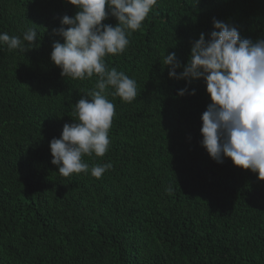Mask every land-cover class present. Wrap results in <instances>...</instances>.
I'll list each match as a JSON object with an SVG mask.
<instances>
[{"label":"trees","instance_id":"16d2710c","mask_svg":"<svg viewBox=\"0 0 264 264\" xmlns=\"http://www.w3.org/2000/svg\"><path fill=\"white\" fill-rule=\"evenodd\" d=\"M77 11L67 0H0V33H38L30 50L0 43V264H264V181L211 159L201 145L205 82L169 78L163 64L170 52L186 64L214 18L264 38V0H158L125 51L105 57L137 82L131 103L108 95L109 150L83 157L89 172L64 177L50 141L97 82L62 77L50 59L63 43L52 30ZM186 86L195 94L178 96Z\"/></svg>","mask_w":264,"mask_h":264},{"label":"clouds","instance_id":"9594fccd","mask_svg":"<svg viewBox=\"0 0 264 264\" xmlns=\"http://www.w3.org/2000/svg\"><path fill=\"white\" fill-rule=\"evenodd\" d=\"M67 2L78 11L72 17L64 15L61 27L52 30L63 43L53 42L50 59L61 69L62 77L84 80L95 75L97 82L76 103L77 120L65 123L60 138L50 141L51 163L64 177L89 172L83 157H103L109 150L115 105L108 95L131 103L137 97V82L125 72L109 68L105 57L125 51L128 37L141 29L158 0ZM109 16L116 19L115 26L102 23ZM212 23L214 30L207 38L202 32L191 43L186 64H181L175 52L167 53L163 64L169 78L188 84L199 79L205 82L211 103L201 116V145L211 159L223 163L230 158L234 166L251 170L264 181V38H241L234 25L215 18ZM37 35L33 27L23 33L22 39L4 32L0 33V43L10 50H30ZM180 68L183 70L177 73ZM109 89L114 91L110 93ZM185 94L194 95L195 89L189 92L186 86L178 90V96ZM112 167L111 162L97 164L90 172L101 178ZM165 191L171 195L173 187L168 185Z\"/></svg>","mask_w":264,"mask_h":264}]
</instances>
